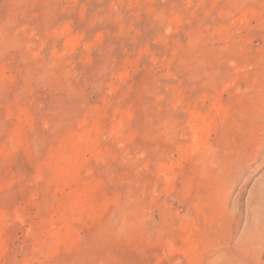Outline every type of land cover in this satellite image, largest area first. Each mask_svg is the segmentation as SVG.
I'll list each match as a JSON object with an SVG mask.
<instances>
[{
	"label": "rangeland",
	"instance_id": "1",
	"mask_svg": "<svg viewBox=\"0 0 264 264\" xmlns=\"http://www.w3.org/2000/svg\"><path fill=\"white\" fill-rule=\"evenodd\" d=\"M262 91L264 0H0V264H264Z\"/></svg>",
	"mask_w": 264,
	"mask_h": 264
},
{
	"label": "bare ground",
	"instance_id": "2",
	"mask_svg": "<svg viewBox=\"0 0 264 264\" xmlns=\"http://www.w3.org/2000/svg\"><path fill=\"white\" fill-rule=\"evenodd\" d=\"M261 103V114H259L258 118L256 119L259 128L257 127L253 131L255 134V138L253 140L252 146H250L249 149H246L242 153V156L234 160V163L225 168V177L227 179L223 186L227 191L225 206L227 207L229 202L231 201L232 208L236 212V214L238 212V207L241 200L240 197L244 190L243 186L248 183L250 179V172H256L261 166L264 165V91H262ZM223 108V106L217 105L215 103L211 105L210 110L214 111L216 109V111L218 110L219 112L225 111V109ZM210 130L211 124L205 122V117L201 118V120L197 123V132L201 134L200 136L202 137V135L204 134H206V136L209 135L208 133L210 132ZM200 140L202 144L205 145V148L207 150L203 152L208 154H206L205 157L208 158L210 161L217 158L216 150L212 149L213 145L209 146V143H207V141L203 139V137L200 138ZM243 177L244 184L240 190H237L238 184ZM261 198V201L263 202L264 194ZM262 202H259L256 205H252L253 208L251 210V217H249L247 213L245 225L241 235L242 239L240 240V243H242L241 241L243 240L244 244L242 243L243 247L235 246L236 250H243L248 253H252L250 247H264V203ZM236 219L238 220V222H236V225L239 227L238 214L236 216ZM235 221L236 220L234 219V223ZM244 247L246 248V250L243 249Z\"/></svg>",
	"mask_w": 264,
	"mask_h": 264
}]
</instances>
